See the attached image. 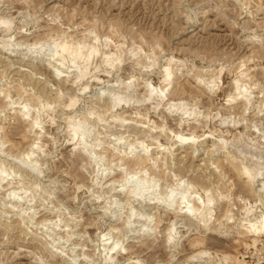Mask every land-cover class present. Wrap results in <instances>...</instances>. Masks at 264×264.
Instances as JSON below:
<instances>
[{
  "label": "clouds",
  "instance_id": "clouds-1",
  "mask_svg": "<svg viewBox=\"0 0 264 264\" xmlns=\"http://www.w3.org/2000/svg\"><path fill=\"white\" fill-rule=\"evenodd\" d=\"M0 264H264V0H0Z\"/></svg>",
  "mask_w": 264,
  "mask_h": 264
}]
</instances>
